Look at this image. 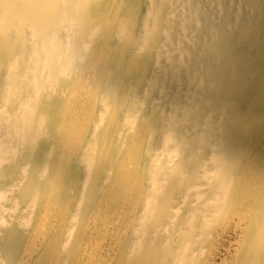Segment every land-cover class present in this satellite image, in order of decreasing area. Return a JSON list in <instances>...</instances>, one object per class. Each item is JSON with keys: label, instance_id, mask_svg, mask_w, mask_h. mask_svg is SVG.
<instances>
[{"label": "bare ground", "instance_id": "1", "mask_svg": "<svg viewBox=\"0 0 264 264\" xmlns=\"http://www.w3.org/2000/svg\"><path fill=\"white\" fill-rule=\"evenodd\" d=\"M222 251L264 264V0H0V264Z\"/></svg>", "mask_w": 264, "mask_h": 264}, {"label": "rangeland", "instance_id": "2", "mask_svg": "<svg viewBox=\"0 0 264 264\" xmlns=\"http://www.w3.org/2000/svg\"><path fill=\"white\" fill-rule=\"evenodd\" d=\"M229 239H235V236L232 235L231 238H229ZM224 254H225V251H222L221 253H218V255H217V262H215L214 264H218V262L224 256Z\"/></svg>", "mask_w": 264, "mask_h": 264}]
</instances>
